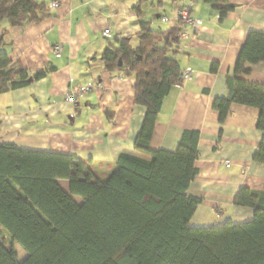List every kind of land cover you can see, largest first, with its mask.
I'll return each mask as SVG.
<instances>
[{
  "label": "trees",
  "instance_id": "16d2710c",
  "mask_svg": "<svg viewBox=\"0 0 264 264\" xmlns=\"http://www.w3.org/2000/svg\"><path fill=\"white\" fill-rule=\"evenodd\" d=\"M204 2L218 6L221 20L234 8L229 0ZM51 15L44 2L0 0V22L11 26ZM140 24L138 45L132 36L118 39L101 60L105 71L135 78V101L146 108L135 148L147 158L124 152L98 179L89 161L76 156L0 143V234L12 245L0 242V264H264V189L242 187L234 198L254 209L250 221L190 225L202 201L188 192L197 174L200 133L185 130L175 151L150 146L165 97L182 83L176 50L185 24L180 19L167 30ZM2 46L0 38V95L47 76L49 69L30 73ZM262 62L264 33L252 31L227 78L228 96L213 102L221 123L238 103L259 109L257 128L264 131V84L241 77L250 73L248 64ZM253 158L264 163V138ZM60 179L70 181V192ZM15 243L27 252L23 261Z\"/></svg>",
  "mask_w": 264,
  "mask_h": 264
},
{
  "label": "crops",
  "instance_id": "0c3cea01",
  "mask_svg": "<svg viewBox=\"0 0 264 264\" xmlns=\"http://www.w3.org/2000/svg\"><path fill=\"white\" fill-rule=\"evenodd\" d=\"M36 1L46 3L52 15L22 26L0 22L2 50L30 73L49 72L0 95V143L76 156L89 161L98 179L116 167L124 152L147 158L135 148L146 112L135 101V78L105 71L101 54L128 36L138 45L141 21L155 30L169 29L180 21L179 9L190 5L201 24L184 25L189 38L181 37L176 59L192 75L165 97L150 146L175 151L185 130L200 133L197 174L188 192L202 201L191 226L252 220L254 209L235 204L234 198L242 187L264 189V163L253 158L264 138L257 128L259 109L234 103L221 123L213 102L228 96L227 78L248 34L264 33V0H229L234 8L224 20L218 6L204 0H58V6L52 5L56 0ZM106 29L110 37L103 35ZM248 66L250 73L241 77L264 84V62ZM90 83L94 88L75 103L67 100L69 92ZM58 182L70 192L69 180Z\"/></svg>",
  "mask_w": 264,
  "mask_h": 264
},
{
  "label": "built area",
  "instance_id": "2783aa9c",
  "mask_svg": "<svg viewBox=\"0 0 264 264\" xmlns=\"http://www.w3.org/2000/svg\"><path fill=\"white\" fill-rule=\"evenodd\" d=\"M52 5L58 6L59 1L58 0L54 1ZM178 16L183 21V23L185 25H190V26L195 28L201 24V20L192 15L190 5H185V6L181 7L178 11ZM162 20L164 22L170 21V19L167 17H163ZM103 35L105 37H110L111 36L110 30H108V29L104 30ZM181 37L182 38H189V34L185 31H183L181 33ZM61 49L62 48H61L60 44H57L54 46V50L58 56H60ZM191 75H192V69L190 67L185 69L183 71V74H182V82L185 81L186 79L190 78ZM93 88H94V86L92 83H90L89 85L84 86V87H78V88H76V89H74L68 93L67 100L69 102L75 103L80 97H82L87 92L91 91Z\"/></svg>",
  "mask_w": 264,
  "mask_h": 264
},
{
  "label": "rangeland",
  "instance_id": "374dc122",
  "mask_svg": "<svg viewBox=\"0 0 264 264\" xmlns=\"http://www.w3.org/2000/svg\"><path fill=\"white\" fill-rule=\"evenodd\" d=\"M0 242H4L5 246L10 249L12 247V245L10 243L5 242L4 238L2 237V235L0 234ZM13 247L15 248L17 254H18V260L19 261H23L26 256H27V252L23 249L22 246H20L19 244L15 243L13 245Z\"/></svg>",
  "mask_w": 264,
  "mask_h": 264
},
{
  "label": "water",
  "instance_id": "95a60500",
  "mask_svg": "<svg viewBox=\"0 0 264 264\" xmlns=\"http://www.w3.org/2000/svg\"><path fill=\"white\" fill-rule=\"evenodd\" d=\"M121 64H122V61L120 60V61H119V65H121ZM30 81H32V78H30Z\"/></svg>",
  "mask_w": 264,
  "mask_h": 264
}]
</instances>
